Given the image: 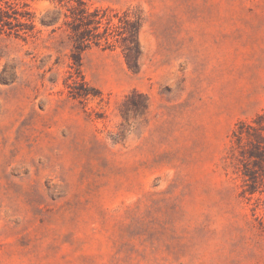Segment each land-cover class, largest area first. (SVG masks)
Masks as SVG:
<instances>
[{
	"label": "rangeland",
	"instance_id": "1",
	"mask_svg": "<svg viewBox=\"0 0 264 264\" xmlns=\"http://www.w3.org/2000/svg\"><path fill=\"white\" fill-rule=\"evenodd\" d=\"M258 117L264 0H0V264H264Z\"/></svg>",
	"mask_w": 264,
	"mask_h": 264
},
{
	"label": "trees",
	"instance_id": "2",
	"mask_svg": "<svg viewBox=\"0 0 264 264\" xmlns=\"http://www.w3.org/2000/svg\"><path fill=\"white\" fill-rule=\"evenodd\" d=\"M103 24L106 26L103 27V35L99 32V29L102 28ZM117 25L113 22L111 17L105 11L94 10L91 13L87 11H83V15L77 18V21L72 28L74 34L81 39L82 41H89L93 39L94 42L98 43L101 38L107 40L108 36H112L108 31L111 28H115ZM138 25L135 22L128 21L126 25L127 36L124 41H128L129 45L126 47L128 51V61L129 66L132 69H136V57L131 56V52L137 53L138 44H137V33H138ZM93 32L94 35H90ZM97 38V39H96ZM132 110H138L140 107L137 103L130 101L129 103ZM141 108L145 109L146 106H142ZM262 118L258 117L252 123H241L239 126L238 133H234L236 136V140L238 143H242L246 141L250 148L244 151H241L242 157L250 160V162L254 165L259 172L264 171V125H262ZM245 129L243 130V128ZM252 175L251 178H257V176ZM254 185H250L248 192L255 193Z\"/></svg>",
	"mask_w": 264,
	"mask_h": 264
}]
</instances>
